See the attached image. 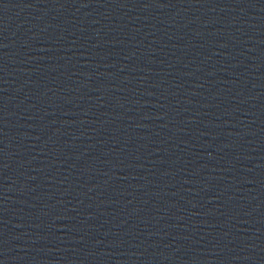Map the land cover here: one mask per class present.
<instances>
[{
  "label": "water",
  "instance_id": "95a60500",
  "mask_svg": "<svg viewBox=\"0 0 264 264\" xmlns=\"http://www.w3.org/2000/svg\"><path fill=\"white\" fill-rule=\"evenodd\" d=\"M0 264H264V0H0Z\"/></svg>",
  "mask_w": 264,
  "mask_h": 264
}]
</instances>
